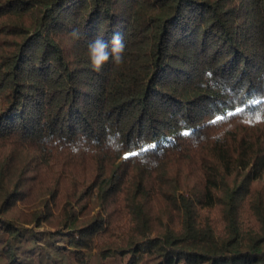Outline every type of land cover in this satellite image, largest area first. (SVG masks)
<instances>
[{
    "label": "trees",
    "instance_id": "16d2710c",
    "mask_svg": "<svg viewBox=\"0 0 264 264\" xmlns=\"http://www.w3.org/2000/svg\"><path fill=\"white\" fill-rule=\"evenodd\" d=\"M0 264H264V0H0Z\"/></svg>",
    "mask_w": 264,
    "mask_h": 264
},
{
    "label": "clouds",
    "instance_id": "9594fccd",
    "mask_svg": "<svg viewBox=\"0 0 264 264\" xmlns=\"http://www.w3.org/2000/svg\"><path fill=\"white\" fill-rule=\"evenodd\" d=\"M73 39H80L79 29H74L71 33ZM88 56L93 70L99 72L110 60L114 65H120L124 61L125 44L123 38L117 33L113 36L111 47L108 42L97 37L88 43Z\"/></svg>",
    "mask_w": 264,
    "mask_h": 264
}]
</instances>
